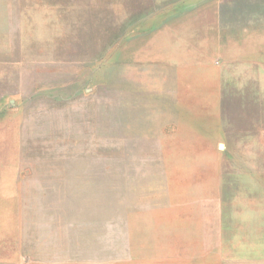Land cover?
Returning a JSON list of instances; mask_svg holds the SVG:
<instances>
[{
  "label": "rangeland",
  "instance_id": "374dc122",
  "mask_svg": "<svg viewBox=\"0 0 264 264\" xmlns=\"http://www.w3.org/2000/svg\"><path fill=\"white\" fill-rule=\"evenodd\" d=\"M0 264H264V0H0Z\"/></svg>",
  "mask_w": 264,
  "mask_h": 264
}]
</instances>
